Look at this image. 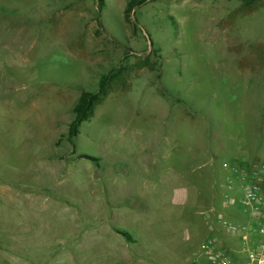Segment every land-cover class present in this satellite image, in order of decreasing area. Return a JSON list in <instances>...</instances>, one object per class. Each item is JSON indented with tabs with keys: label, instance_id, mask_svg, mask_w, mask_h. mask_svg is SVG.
<instances>
[{
	"label": "rangeland",
	"instance_id": "374dc122",
	"mask_svg": "<svg viewBox=\"0 0 264 264\" xmlns=\"http://www.w3.org/2000/svg\"><path fill=\"white\" fill-rule=\"evenodd\" d=\"M126 2L0 0V214L27 188L58 210L27 249L40 264L202 262L207 234L236 244L217 219L244 210L229 165L264 163V0H145L131 20ZM152 47L160 70L116 82L70 143L80 91Z\"/></svg>",
	"mask_w": 264,
	"mask_h": 264
},
{
	"label": "built area",
	"instance_id": "2783aa9c",
	"mask_svg": "<svg viewBox=\"0 0 264 264\" xmlns=\"http://www.w3.org/2000/svg\"><path fill=\"white\" fill-rule=\"evenodd\" d=\"M229 170L226 187L240 189L244 210L239 222L222 214L217 219L236 241L235 247L224 245L219 233H209L200 243L204 260L197 264H264V163H231ZM229 191L223 194L226 206L231 204Z\"/></svg>",
	"mask_w": 264,
	"mask_h": 264
},
{
	"label": "crops",
	"instance_id": "0c3cea01",
	"mask_svg": "<svg viewBox=\"0 0 264 264\" xmlns=\"http://www.w3.org/2000/svg\"><path fill=\"white\" fill-rule=\"evenodd\" d=\"M27 190V191H26ZM26 192H16L15 195H10L11 198L19 199L17 201H29L28 206H22L14 209L3 210L1 217H3L2 226L0 229V248L10 246L14 242L19 248H22L25 255L12 256L0 255V264H40L38 258L27 256L26 252L29 247H36L38 243L41 244L42 239H47L49 236L44 234V229H53L54 215L57 216L58 210H46L37 207V199L40 197L36 191L27 188ZM17 197V198H15ZM41 200V199H40ZM20 203V202H19ZM50 242V238L48 239ZM52 242L49 243V245Z\"/></svg>",
	"mask_w": 264,
	"mask_h": 264
},
{
	"label": "trees",
	"instance_id": "16d2710c",
	"mask_svg": "<svg viewBox=\"0 0 264 264\" xmlns=\"http://www.w3.org/2000/svg\"><path fill=\"white\" fill-rule=\"evenodd\" d=\"M240 4L243 8L245 9H255L256 5L261 2L262 0H239ZM99 4H102V0H97ZM145 0H127L125 8H124V15L127 19L131 20V15L133 13V9L142 3H144ZM157 54L154 47H152L151 51L149 54H147L146 57L144 58H138L134 63L132 64H123L120 63L118 66H114L110 68L106 73H102L99 76L98 79V85L97 88L92 91V90H81L80 94L75 101L73 107H72V112H73V118L72 120L68 123L67 126V135L66 138L67 140L74 144V137L78 134L79 132V127L84 120L90 119L95 110L96 107L104 100V98L113 91L114 85L116 82H124L125 75L130 73L131 71L135 69H139L142 67H148L152 70H160V62L153 60L149 61V57ZM125 55L127 53L125 52ZM123 80V81H121ZM78 157H83L92 161L98 160L97 157L86 154V153H81L78 155ZM113 230L116 233H119L122 235L127 241L129 242H134V237L132 234L124 229V228H118V227H113Z\"/></svg>",
	"mask_w": 264,
	"mask_h": 264
}]
</instances>
